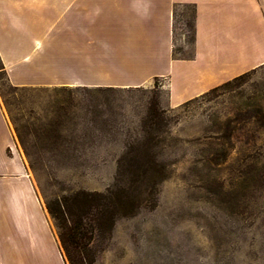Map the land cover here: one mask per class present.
<instances>
[{"label":"rangeland","instance_id":"374dc122","mask_svg":"<svg viewBox=\"0 0 264 264\" xmlns=\"http://www.w3.org/2000/svg\"><path fill=\"white\" fill-rule=\"evenodd\" d=\"M191 14L175 10L177 58L192 54ZM163 85L14 88L0 68V104L39 201L44 207L45 198L76 191L122 192L134 213L116 219L95 264H264V66L185 107H169ZM152 102L166 114L143 133ZM146 168L159 173L142 175ZM49 222L48 258L27 264H64Z\"/></svg>","mask_w":264,"mask_h":264},{"label":"crops","instance_id":"0c3cea01","mask_svg":"<svg viewBox=\"0 0 264 264\" xmlns=\"http://www.w3.org/2000/svg\"><path fill=\"white\" fill-rule=\"evenodd\" d=\"M185 6L193 8L192 54L177 58L175 10ZM0 66L14 88L161 80L176 107L264 66V0H0ZM49 231L0 104V264L47 259Z\"/></svg>","mask_w":264,"mask_h":264},{"label":"trees","instance_id":"16d2710c","mask_svg":"<svg viewBox=\"0 0 264 264\" xmlns=\"http://www.w3.org/2000/svg\"><path fill=\"white\" fill-rule=\"evenodd\" d=\"M184 8L192 9V20L186 23L188 32L191 33L192 43L194 34L193 8L191 6H185ZM174 54L175 50L173 51V56H175ZM253 71L235 77L211 89L207 93L185 102L181 107H185L198 99H205L213 96L217 91L231 84L244 81ZM61 89L65 90L66 87H61ZM75 89H80V87ZM81 89L87 91V88ZM95 89L100 91L103 88ZM88 112L91 114L89 122L93 123L97 114L94 110ZM165 114V111L157 109V105L154 102L150 103L145 117L140 121V130L146 133L151 127L161 124ZM9 118L14 127L17 140L29 161V165L32 170H34L31 154L26 146L18 119L12 116L10 112ZM68 123L75 125V123L71 121H68ZM55 126L58 128L62 125L55 124ZM141 173L142 175L150 174V176L154 177L153 174L159 173V170L146 168L143 169ZM44 208L56 229V236L65 264H95L98 256L105 249L110 239L116 219L134 213V210H132L133 208L129 207V202H127L118 188L108 189L105 193L76 191L70 194L45 198Z\"/></svg>","mask_w":264,"mask_h":264}]
</instances>
